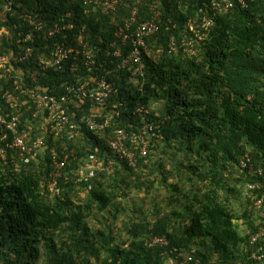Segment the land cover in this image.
<instances>
[{
    "label": "trees",
    "instance_id": "16d2710c",
    "mask_svg": "<svg viewBox=\"0 0 264 264\" xmlns=\"http://www.w3.org/2000/svg\"><path fill=\"white\" fill-rule=\"evenodd\" d=\"M10 1L0 21L10 35L2 39L0 52L10 49L15 55L33 48L29 60L19 64L24 82L30 83L36 54L50 55L54 43L79 48L88 43L90 63L81 54L69 55L39 84L59 96L78 80L105 76L114 88L107 109L118 103L119 114L102 132L82 126V134L73 139L48 137L39 160L22 163L9 156L0 161V264H163L161 253L172 247L190 251L194 245L200 264L248 260L256 244L233 221L242 219L257 231L254 192H243L248 181L264 187V175H245L236 165L246 153L254 167L264 162V0H245L244 5L235 0L231 10L215 16L211 0H119L114 13L103 11L101 0ZM153 4L160 13L159 29L146 38L144 77H134L128 68H117L109 44L134 9L137 21L130 27L149 19ZM25 16L43 27L18 42V32L28 28ZM204 16L213 24L202 29V38L195 37L188 22L200 27ZM55 23L71 28L48 37ZM171 39L175 50L169 48ZM183 39L192 43L183 44ZM138 102L160 104L150 106L145 122L160 134L162 156L136 155L135 170L111 153L106 139L118 127L130 132L143 127L144 120L134 113ZM68 106L77 116L100 118L88 102ZM63 147L73 150L71 155L95 153L116 162L78 183L65 177L70 163L52 188L50 155ZM160 188L167 191L162 198L155 193ZM132 192L145 195L142 204L133 205L134 215L123 221L124 238L120 231L114 234L113 221L128 208L123 201ZM156 236L168 244L148 246L146 241ZM259 253L264 264V246Z\"/></svg>",
    "mask_w": 264,
    "mask_h": 264
},
{
    "label": "built area",
    "instance_id": "2783aa9c",
    "mask_svg": "<svg viewBox=\"0 0 264 264\" xmlns=\"http://www.w3.org/2000/svg\"><path fill=\"white\" fill-rule=\"evenodd\" d=\"M91 1V0H90ZM96 1V0H94ZM245 4V0H236ZM235 0H211L209 6L215 16L219 13H226L234 6ZM103 11L114 13L120 2L119 0H101L98 2ZM156 5H152V16L139 21L134 27H130L132 22H136L137 9H134L126 21V27H119L115 32L113 39L109 44L112 57L116 60L117 68H128L131 76L144 77L143 51L146 47V38L159 29V11L155 10ZM11 9V1L6 0L0 3V21L1 16L7 10ZM63 21V20H62ZM23 22L27 25L25 33L18 32L17 41H28L31 37L38 35L43 25L31 17H24ZM213 24V18L204 16L200 27H194L188 22V27L194 33L195 37L202 38L204 32ZM70 29V23L52 25L48 32V37L54 36L62 29ZM83 31V30H82ZM5 35H10L8 29L0 27V46ZM79 38H82L79 35ZM81 40V39H80ZM190 41L183 39V44L189 45ZM170 50H175L176 46L171 39ZM33 48L25 47L22 51L12 55L11 50L8 54L0 52V161L6 162L11 156L17 158L22 163L39 160L46 149V140L48 137L54 140L65 137L73 139L82 134V126L92 131H103L108 127L109 121L118 116V103H114L112 108L107 109V101L114 88L105 76L98 80L89 81L81 79L75 84L66 86V90L58 95L48 92V88L39 84V78L46 75L45 72L52 67H58L69 55L81 54L83 62L88 64L92 60V52L88 48V43H82L78 46L68 45L58 42L53 44L50 55L38 53L35 56V65L29 72L30 83L24 82L25 75L21 73L20 63H23L32 56ZM127 51V54L124 52ZM133 78V77H132ZM142 87V84L139 85ZM88 102L95 113H100L99 120L91 115L77 116L73 109L68 105H79V103ZM146 106L144 103H136L134 113L144 120L143 127L138 131H128L124 128H115L106 143L111 153L119 159H125L128 165L137 169L136 155L147 156L152 152L154 144H160L161 136L159 133L152 132V123L145 122V119L151 114L152 104ZM76 108V107H74ZM30 112V116L28 113ZM154 138V139H153ZM71 152L73 150H70ZM66 147L60 152L53 150L50 155L53 169L49 173V183L52 188L57 187L58 177L65 172V177L69 175L74 183L89 182L97 171L105 168L111 169L115 162L109 157H99L95 153H86L78 156L72 154ZM106 162V165H105ZM236 167L250 176L264 175V162L261 166L254 167L249 155L246 153L239 159ZM254 192L256 214L261 218V225L256 230L247 229L245 233L252 244L262 242L264 244V187L259 181H248L245 183L244 193ZM148 246H166L165 237H153L151 241H146ZM261 244L258 249L250 255L251 259L238 261L233 264H260L262 254L259 252L263 248ZM170 257L165 258L163 264H200V260L195 258L194 249L190 251L182 248L172 247L167 250ZM166 251V252H167ZM163 255V253H161Z\"/></svg>",
    "mask_w": 264,
    "mask_h": 264
},
{
    "label": "rangeland",
    "instance_id": "374dc122",
    "mask_svg": "<svg viewBox=\"0 0 264 264\" xmlns=\"http://www.w3.org/2000/svg\"><path fill=\"white\" fill-rule=\"evenodd\" d=\"M155 104L158 105L157 102H155ZM160 148H162V145L161 144H159L156 147V149L154 148L153 151H152V154L154 155V158L155 159H159V157L162 156V154L159 153L160 150H161ZM154 190H152V193H154ZM155 193L156 194H159L158 195L159 198H162V197H164L167 194V191H166L165 188H160L158 191H155ZM243 194H244V192H243ZM144 195H145L144 193L138 195V194H135L134 192L128 194V197H127L128 199L126 201H123L124 204H128V208L125 210L124 213L119 214L118 217L113 221L114 222L113 226H114V234L115 235L117 233H119V231H120L121 235L123 233V237L126 238L127 235H126L125 229L123 227L124 226L123 221L129 219L131 216L134 215L133 214L134 213V209H133L134 207H133V205L134 204H139V205L142 204V200L144 198ZM141 197H142V200L140 199ZM145 198H146V200H145V207L144 208H146V210L147 209L149 210V209L152 208V206L149 203L150 198L149 197H145ZM242 207H243V205H242V202L241 201L235 202V208L238 211H240ZM162 211H165V210H162ZM150 217L153 218V215L152 216L150 215ZM238 228H240V226H238ZM198 237H200V236H198ZM120 240L118 239L116 241V243H120ZM199 243H200V241H199Z\"/></svg>",
    "mask_w": 264,
    "mask_h": 264
},
{
    "label": "clouds",
    "instance_id": "9594fccd",
    "mask_svg": "<svg viewBox=\"0 0 264 264\" xmlns=\"http://www.w3.org/2000/svg\"><path fill=\"white\" fill-rule=\"evenodd\" d=\"M154 103H155V102L152 103L153 106H154ZM160 144H161V143H160ZM236 169H238V168L236 167ZM238 171H240V170L238 169ZM240 172H241V171H240ZM254 209H255V207H254ZM237 211H238V210H237ZM241 211H243V207H242L241 210L238 211V212H241ZM254 217L257 219L258 226H260V225H261V223H260V222H261V218L259 219V217L257 216V214H256V210H255ZM263 220H264V219H263ZM233 222H234L235 227L238 228V226H240V228H238L239 231L242 233L243 236L247 237V234L245 233V231H246L247 229H249V228L247 227V224L245 223V221L242 220V219H235ZM249 230H251V229H249ZM251 231H253V230H251ZM261 244H263V243L259 242V243L256 244V249H255V251L258 249V247H259ZM254 245H255V244H254ZM263 246H264V244H263ZM195 248H196V246L194 245L192 249L195 250ZM253 252H254V251H253ZM251 254H252V253H251ZM160 256L162 257V263H164L165 258L170 257L168 251L165 252L163 255L160 254ZM249 259H251V258L249 257ZM236 262H238V261H236ZM259 263L261 264V263H262V260H261ZM116 264H120V260H117Z\"/></svg>",
    "mask_w": 264,
    "mask_h": 264
},
{
    "label": "crops",
    "instance_id": "0c3cea01",
    "mask_svg": "<svg viewBox=\"0 0 264 264\" xmlns=\"http://www.w3.org/2000/svg\"><path fill=\"white\" fill-rule=\"evenodd\" d=\"M154 105H156V104L154 103ZM156 106H157V105H156ZM158 106H160V104H159Z\"/></svg>",
    "mask_w": 264,
    "mask_h": 264
}]
</instances>
